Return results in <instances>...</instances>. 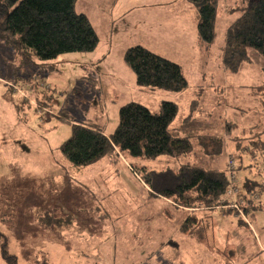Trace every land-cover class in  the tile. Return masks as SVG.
<instances>
[{"label":"rangeland","instance_id":"1","mask_svg":"<svg viewBox=\"0 0 264 264\" xmlns=\"http://www.w3.org/2000/svg\"><path fill=\"white\" fill-rule=\"evenodd\" d=\"M112 1L110 39L98 24L97 0L75 3L99 36L90 52L25 62L0 37V230L9 235L18 264H264V191H255L261 209L249 216L256 236L239 222L237 211L225 215L219 204L204 245L179 229L191 209L151 196L129 167L175 168L179 161L173 157L122 156L126 164L107 155L81 168L62 157L59 146L70 136L72 123L98 124L110 134L122 105L135 101L158 113L162 101H173L178 112L171 128L179 129L202 93L193 114L201 124L191 130L194 149L184 160L226 168L228 156H235L241 185L247 178L264 183V152L252 151L249 132L254 125V132L264 126L263 104L251 89L264 80V57L249 49L250 61L237 73L222 61L226 29L244 0H219L216 38L209 46L198 36L195 11L180 10L186 13L180 31L171 27L170 18L179 7L159 0ZM132 3L137 9L128 13ZM135 45L177 62L188 88L173 92L138 85L124 61L126 49ZM228 121L236 124L230 135ZM199 134L226 135L224 153L210 161ZM47 210L62 215L63 224L44 225L39 215ZM0 264H6L1 255Z\"/></svg>","mask_w":264,"mask_h":264},{"label":"trees","instance_id":"2","mask_svg":"<svg viewBox=\"0 0 264 264\" xmlns=\"http://www.w3.org/2000/svg\"><path fill=\"white\" fill-rule=\"evenodd\" d=\"M77 0H0V37L13 48L21 59L29 62L52 60L70 52H90L96 49L99 36L89 17L75 9ZM197 11V32L208 46L216 38V22L219 0H187ZM237 10L240 15L226 29L222 45L224 68L237 73L245 62L250 61L249 49L264 57V0H244ZM125 63L136 75L140 86L182 92L188 81L181 66L150 49L135 45L124 53ZM264 74V66H263ZM252 93L264 108V80L251 87ZM201 96L193 100L191 113L186 116L179 129L171 128L178 105L173 101H162L158 113L147 106L130 101L120 107L119 121L111 134L96 124L72 123L71 134L59 146L62 157L76 168L86 167L107 155L120 159L151 160L160 155L173 157L179 164L175 168L163 169L139 167L129 164L149 187L151 196L169 199L174 208L192 209L180 225V231L199 243L208 242V226L212 224L215 206L225 201L228 188L226 168L206 167L184 160L194 145L191 132L200 121L193 114L199 106ZM235 123L225 124L227 133ZM250 129L252 151L264 152V126L254 132ZM183 130L184 134L180 133ZM226 136V135H225ZM225 136L217 134L197 135L201 150L210 161H214L225 150ZM236 142L238 150L243 145ZM135 168H134V167ZM246 192L264 191V183L245 179ZM261 197V195H260ZM260 200V199H259ZM261 209L258 202L246 208L248 216L255 217ZM165 214H174L165 209ZM235 215L227 210L225 215ZM169 216V217H170ZM44 225L61 226L63 216L49 210L39 215ZM66 217L70 218L69 215ZM240 223L245 220L238 216ZM0 255L6 264H18V256L11 251V240L0 230Z\"/></svg>","mask_w":264,"mask_h":264},{"label":"crops","instance_id":"3","mask_svg":"<svg viewBox=\"0 0 264 264\" xmlns=\"http://www.w3.org/2000/svg\"><path fill=\"white\" fill-rule=\"evenodd\" d=\"M160 2L159 3H164L165 6L167 7H179L180 9L179 10H176L175 9V12H173L174 14H171V22H172V26L171 27H176V26H179V30L181 31L182 27H183V23L181 21L182 17H184L186 15L187 12H194L195 11V16H196V22H197V11H196V8L191 4L189 3L187 0H159ZM114 4V1L112 0H97V8H99L98 10V20H99V25L102 26V28H104L109 34V39L111 38V35L114 33L115 31V23H114V20L111 18V11H112V6ZM137 9V3H132L131 6L127 9V12H131L132 10H136ZM194 9V10H193ZM180 10H185V14H183ZM229 11H235V10H229ZM88 17L89 15L87 13H85ZM90 19V17H89ZM93 27L95 28V25L93 23V21L90 19ZM229 26V25H228ZM96 30V28H95ZM176 30V29H174ZM178 30V32H180ZM177 31V30H176ZM97 32V31H96ZM198 33V32H197ZM199 36V35H198ZM200 38V37H199ZM222 48V47H221ZM218 90V89H217ZM200 96H202V93L199 94ZM201 99V98H200ZM201 122L198 123V125H200ZM98 125V124H96ZM197 125V126H198ZM98 126H101V125H98ZM107 134V133H106ZM111 134V133H110ZM120 159L122 161H125V159H123V157L120 155ZM126 163V161H125ZM127 164V163H126ZM138 175V174H137ZM138 177H140L138 175ZM139 181L142 183V185L148 190L149 192V187L142 181V179L140 178ZM165 201L167 202H170L171 204V201L169 199H164ZM172 205V204H171ZM56 206V204L54 205ZM214 214L213 213V218H212V221L214 219ZM185 219V217H183V220ZM246 223V222H245ZM245 223H242L243 225H247L255 234L256 236V231L252 225V222H250V225L249 224H245ZM181 225V224H180ZM213 225V224H212ZM180 229V228H179ZM182 233V232H181ZM184 234V233H182ZM185 235V234H184ZM188 236V235H187ZM190 237V236H189ZM172 240L169 241V243H171ZM198 242V241H197ZM203 244V243H202ZM204 245H206L204 243ZM173 246H176L178 247L179 244H177L176 242H173ZM264 249V248H263Z\"/></svg>","mask_w":264,"mask_h":264},{"label":"built area","instance_id":"4","mask_svg":"<svg viewBox=\"0 0 264 264\" xmlns=\"http://www.w3.org/2000/svg\"><path fill=\"white\" fill-rule=\"evenodd\" d=\"M226 173L229 182L224 197L226 202L221 203L219 208L222 212L228 209L237 211L238 216L243 218L245 222L250 225L246 208L254 202L259 201L260 195L256 192H246L244 186L241 185L239 179V161L235 156H228Z\"/></svg>","mask_w":264,"mask_h":264}]
</instances>
